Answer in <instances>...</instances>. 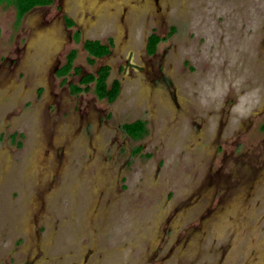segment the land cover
I'll use <instances>...</instances> for the list:
<instances>
[{
    "label": "rangeland",
    "instance_id": "obj_1",
    "mask_svg": "<svg viewBox=\"0 0 264 264\" xmlns=\"http://www.w3.org/2000/svg\"><path fill=\"white\" fill-rule=\"evenodd\" d=\"M0 264H264V0H0Z\"/></svg>",
    "mask_w": 264,
    "mask_h": 264
},
{
    "label": "trees",
    "instance_id": "obj_2",
    "mask_svg": "<svg viewBox=\"0 0 264 264\" xmlns=\"http://www.w3.org/2000/svg\"><path fill=\"white\" fill-rule=\"evenodd\" d=\"M17 13L19 17L29 12L31 9L37 6H49L51 0H14ZM68 26H72L70 20H66ZM160 42V38L154 34H151L147 40V52L149 54L154 53L156 45ZM110 43L108 45L101 44L99 41H85L82 45L84 51L88 54V64H93L95 59H100L110 53ZM76 52L71 50L66 56L65 64L58 70V77H65L71 71L79 74L80 70L73 68V61L75 59ZM109 67L100 66L94 74H87L80 78L78 84L69 85V93L71 95H78L82 92H88L90 85H94V93L100 100L105 99L108 103H112L117 98L120 85L117 80H113L108 86L107 79L109 76ZM123 133L132 141H140L147 135L146 124L143 121L137 120L132 123L124 124L122 126Z\"/></svg>",
    "mask_w": 264,
    "mask_h": 264
},
{
    "label": "flooded vegetation",
    "instance_id": "obj_3",
    "mask_svg": "<svg viewBox=\"0 0 264 264\" xmlns=\"http://www.w3.org/2000/svg\"><path fill=\"white\" fill-rule=\"evenodd\" d=\"M39 7H48V6H39ZM31 11H32V10H31ZM29 12H30V11H29ZM27 13H28V12H27ZM27 13H26V14H27Z\"/></svg>",
    "mask_w": 264,
    "mask_h": 264
},
{
    "label": "crops",
    "instance_id": "obj_4",
    "mask_svg": "<svg viewBox=\"0 0 264 264\" xmlns=\"http://www.w3.org/2000/svg\"><path fill=\"white\" fill-rule=\"evenodd\" d=\"M52 1H53V0H51V2H52ZM37 7H39V6H37ZM34 8H36V7H34ZM34 8H33V9H34ZM31 10H32V9H31ZM31 10H30V11H31Z\"/></svg>",
    "mask_w": 264,
    "mask_h": 264
}]
</instances>
